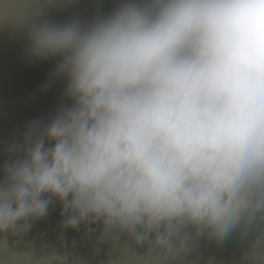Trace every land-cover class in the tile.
Returning <instances> with one entry per match:
<instances>
[{
	"label": "clouds",
	"instance_id": "obj_1",
	"mask_svg": "<svg viewBox=\"0 0 264 264\" xmlns=\"http://www.w3.org/2000/svg\"><path fill=\"white\" fill-rule=\"evenodd\" d=\"M23 7L0 0V26ZM23 39L62 87L0 146V237L58 205L62 230L161 259L243 226L264 264V0H114Z\"/></svg>",
	"mask_w": 264,
	"mask_h": 264
},
{
	"label": "water",
	"instance_id": "obj_2",
	"mask_svg": "<svg viewBox=\"0 0 264 264\" xmlns=\"http://www.w3.org/2000/svg\"><path fill=\"white\" fill-rule=\"evenodd\" d=\"M25 5L19 18L0 26V146L16 135L23 125L49 115L59 102L61 84H48L52 62H34L26 54L24 28L37 19L62 22L87 18L100 8L108 10L114 0H20ZM47 85V87H45ZM3 157L0 155V160ZM59 206L38 220L24 237H0V252L7 249L21 255L46 257L45 264H257L254 260V234L237 227L220 238H194L187 252L175 260L145 255L143 249L95 243L96 234L85 236L83 229L62 230ZM118 258V259H117ZM21 264H30L21 261Z\"/></svg>",
	"mask_w": 264,
	"mask_h": 264
}]
</instances>
